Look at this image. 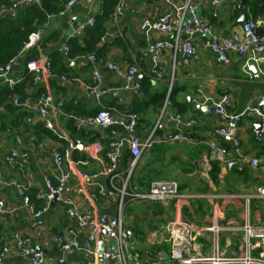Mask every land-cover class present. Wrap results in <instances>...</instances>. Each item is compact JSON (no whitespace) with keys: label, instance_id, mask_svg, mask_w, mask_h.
I'll return each mask as SVG.
<instances>
[{"label":"crops","instance_id":"crops-1","mask_svg":"<svg viewBox=\"0 0 264 264\" xmlns=\"http://www.w3.org/2000/svg\"><path fill=\"white\" fill-rule=\"evenodd\" d=\"M182 1L81 0L65 16L50 21L40 40L24 52L21 49L18 57L10 62L9 77L16 84L9 89L0 81V168L4 183L0 187V204L13 212L6 222L0 221V247L5 243L11 244L16 236L28 239L31 246L43 252L45 264H55L62 256L58 237L67 240L69 231L73 230L78 246H83L88 228L77 229L75 223L66 217L61 200L45 208L40 226L33 217V213L44 207L36 194L45 191V178L60 171L54 165L52 150L63 151L69 142L79 141L80 145L70 153L61 168V172L68 175L67 196L78 212L86 214L89 222L101 214L112 217L117 214L118 190L128 176L132 160L128 149L121 150L113 174L116 177L111 182V176L84 181L82 175L91 176L108 167L105 156L108 143L121 138L122 131L99 127L76 130L67 117L93 116L100 108L134 113L138 117L136 134L142 141L153 133L151 146L131 171L128 192H143L152 180H174L179 191L189 196L186 200L165 204L124 198L127 253H138L144 258L148 251L149 259L160 258L164 264H173L169 261L170 241L165 232V225L173 220L188 223L190 234L195 236L196 250L207 253L210 238L201 229L211 223L213 209L218 211L219 224L224 227L219 235V239L224 236L219 250L226 257L238 255L242 242V233H234L230 227L240 226L245 217L251 225L264 226V204L261 202L264 199L253 197L256 189L264 186V178L243 161V158L253 157L264 161V136L260 142L252 136V130L258 128L257 120L246 116L239 124L230 127L231 138L240 144V155L237 156L231 139L218 135L217 130L221 127L218 119L206 113L209 102L216 100L224 91L231 96L232 113L264 105V52L242 56L230 53L228 64H216L213 54L202 47L207 37L200 35L192 40L194 54L188 64L183 63L180 51L171 49L162 51L159 60L155 61V43H169L172 38L141 32L140 22L143 18L157 20ZM246 1H243L241 9L238 8V0H226L219 8L213 7L212 0H193V3L196 15L214 32L226 36L238 32L245 20L253 19ZM118 3L122 4V13L114 21L112 15ZM1 12L0 16H3ZM240 16L243 20H239ZM90 18L94 20V26L86 24ZM256 19L264 20V12ZM100 23L103 32L97 38L93 29ZM68 29L73 33L66 37ZM66 46L67 54L64 53ZM91 54L96 57L95 63L87 58ZM28 58L41 65L49 63L50 73L44 72L37 82L33 81L32 74L25 69ZM108 63L115 66L114 71L106 68ZM134 63L139 67L136 79L140 89L117 91L125 83L124 74L128 67ZM94 69L102 76L103 86L110 90L99 104L83 89V85L90 82ZM154 69L161 72V80L152 75ZM62 77L66 79L62 80ZM171 89L174 93L169 98ZM45 94L50 95L54 102H62L60 112L53 110L49 113L50 125L47 128L35 111L13 104L14 99L22 102ZM119 98L121 103H118ZM176 115L196 124L191 128L178 125L173 120ZM175 132L187 137V141H161L166 134ZM208 142L230 151L235 162L232 169L224 171L219 164L209 161ZM13 149L18 152L19 159L16 165L8 167L4 158ZM14 185L23 187L31 201V210L24 206ZM99 188L104 189L103 197L98 195ZM228 194L236 198L224 197ZM245 198H249L247 204ZM255 243L251 241L252 257H257L260 252ZM93 246L98 253L95 258H87L82 249L71 250L65 255V264H113L99 257V251L114 249L113 241L97 236ZM0 264L31 262L28 257L11 249Z\"/></svg>","mask_w":264,"mask_h":264},{"label":"built area","instance_id":"built-area-1","mask_svg":"<svg viewBox=\"0 0 264 264\" xmlns=\"http://www.w3.org/2000/svg\"><path fill=\"white\" fill-rule=\"evenodd\" d=\"M80 1L81 0H68L60 12L57 14H48L45 22L38 26L36 30L29 35L21 52H24L40 40L50 21L57 17L65 16L66 13ZM225 1L226 0H212V5L214 8H219ZM9 2L10 5L3 8L1 13L12 18L16 17L18 11L24 6H41V0H9ZM165 2L170 3V0H165ZM258 2H260V0H258ZM121 13L122 4L118 3L112 15L113 20L116 21ZM86 24L88 26H93L94 20L90 18ZM139 29L141 32L147 34L153 32L160 35L171 36L172 39L169 43H155L153 55L155 61L159 60L162 51L171 49L174 52L180 51L183 56V63L188 64L191 56L194 54L192 40L194 37L200 35L207 37L203 42L202 47L213 54L216 64H228L230 62V53L242 56L246 53L259 54L264 52L263 19H247L241 24L238 32L222 36L214 32L204 20L196 15V7L193 0H183L180 4L173 5L171 12L162 15L157 20L143 18L140 22ZM261 29L263 32H260ZM64 53H68L67 46L64 47ZM87 58L91 63L96 62V57L93 54L89 55ZM106 68L110 71L115 70V66L111 63L106 64ZM25 69L32 74L33 81L37 82L41 74L44 72L46 74L50 73L51 65L49 63L41 65L37 61L30 60L25 64ZM10 70V63L0 66V81L6 84L9 89H13L16 82L9 77ZM138 73V65L135 63L130 65L124 74L125 83L117 91L126 92L130 89L139 90L140 84L136 79ZM152 75L156 80L162 79V74L157 69L152 70ZM65 79V77H62V80ZM170 83L171 82H169V84ZM130 84H132V87H130ZM83 89L87 96L92 98L97 104H99L100 100L110 91L103 86L102 76L95 69L91 74L90 82L83 85ZM197 91L200 93L199 90ZM121 102L122 99L119 98L118 103ZM231 103L232 99L230 94L227 91H224L216 100H211L209 102V105L206 108V113L218 119L221 124V127L217 130L218 135L230 138L232 141L233 152L239 156L240 144L238 140L231 138L230 127L239 124L246 116L253 117L257 120L259 128H254L252 130V136L256 142H260L264 136V105L251 106L245 108L241 112L232 113L230 112ZM13 104L16 107L35 111L42 120L45 128L50 125V121L48 120L49 113L53 110L60 112L62 107L61 101L54 102L52 97L46 94L40 95L34 100L26 98L22 102L18 99H14ZM67 117L71 119L76 130L92 127H99L102 130L119 128L123 134L121 138L112 140L108 143L105 153L108 167L97 174H92L91 176L82 175L84 181L95 180L99 176H111V182L116 177V175L113 174L116 170L120 158V152L123 148L128 149L132 160L128 176L123 180L121 188L118 190L120 199L118 202L117 214L114 217L109 216L108 214H101L95 221L89 222L86 214L78 212L72 200L67 196L68 175L61 172V168L64 163L68 161L70 153L78 148L80 142L74 141L67 143V146L63 151L57 149L52 150L51 155L54 165L60 171L45 178V191H39L36 194V198L44 204L41 211L33 213L36 224L38 226L42 224L40 217L42 216L43 211L46 207L50 206L51 197L57 195L58 201L61 200V203L65 207L66 217L75 223L77 229L83 230L88 228L89 231L81 248L75 240V233L73 230L69 231L70 238L67 240L58 237L57 242L62 256L55 262V264H65V255L71 250L82 249L87 258H95L98 253L93 244L97 236L114 242L113 250H108L101 254V258L106 262L113 264H164L160 258H155L153 260L149 259L148 251L145 252L144 258H142V255L138 253H127L125 250L128 236L124 230V198L127 197L131 201L141 203L165 204L170 201H183L189 197L179 191L178 183L174 180H152L149 182L147 189L143 192L127 191L131 171L140 156L151 146L153 142V133H151L146 140L142 141L136 134L138 117L134 113L121 112L116 108H100L93 116L79 117L68 115ZM173 120L176 124L182 125L186 128H191L196 124L195 121H187L179 115H176ZM161 141L164 143L187 141V137L183 136L180 132H175L166 134ZM16 142H19L18 138H16ZM207 146L209 148V161L219 164L224 171L232 169L235 162L231 159L230 151L214 142H208ZM18 159L19 154L13 149L6 155L4 162L8 167H12L17 164ZM243 161L247 163L254 172H260L264 178V161L254 157L249 159L243 158ZM3 185L4 183L0 168V187ZM14 186L18 194L22 197L24 206L31 210V201L26 195L23 187L19 185ZM98 195L101 197L105 195L103 188H99ZM224 197L229 199L236 198L233 194H228ZM253 197L264 199V186L258 187ZM248 199L249 198H245L246 204L248 203ZM12 212V210H8L0 204V221L6 222ZM211 217V223L201 229V232L207 234L210 238V247L207 253H202L199 252V250H196L194 245L195 236L190 234L191 226L188 223L180 220H173L165 225V232L170 241L169 261L171 263L264 264V226L251 225L248 222V218L245 217L240 226L230 227L229 229L232 232L242 233V242L239 246L238 255L236 254L232 257H226L225 253L223 254L219 250V235L224 230V227L219 224L218 211L216 209L212 210ZM252 240L256 241L255 246L260 248L257 257L251 256ZM44 245H47V242H44ZM227 246H229V244H227ZM11 249L28 257L31 264H45L43 252L36 247L31 246L28 239L16 236L11 244H3L0 247V260H2Z\"/></svg>","mask_w":264,"mask_h":264},{"label":"trees","instance_id":"trees-1","mask_svg":"<svg viewBox=\"0 0 264 264\" xmlns=\"http://www.w3.org/2000/svg\"><path fill=\"white\" fill-rule=\"evenodd\" d=\"M68 0H41V6H25L18 11L19 14L12 18L8 15L0 16V66L9 64L18 57L24 43L36 28L42 25L48 14H57ZM253 19H256L264 12V0H247ZM10 5L9 0H0V12ZM94 26V25H93ZM93 31L97 38L102 35V24H97ZM91 35V34H90ZM30 58L25 60V64ZM174 91L171 89L169 98ZM165 92L162 95L164 98Z\"/></svg>","mask_w":264,"mask_h":264},{"label":"water","instance_id":"water-1","mask_svg":"<svg viewBox=\"0 0 264 264\" xmlns=\"http://www.w3.org/2000/svg\"><path fill=\"white\" fill-rule=\"evenodd\" d=\"M243 1L244 0H238V8L241 9L242 5H243ZM239 20H243V16H240ZM73 30L72 29H68L65 36L68 37L70 35H72ZM130 87H132V84H130ZM259 128V125H258ZM58 202V196L57 195H53L51 197V201H50V206H53L54 204H56ZM102 251H99V257H101Z\"/></svg>","mask_w":264,"mask_h":264},{"label":"rangeland","instance_id":"rangeland-1","mask_svg":"<svg viewBox=\"0 0 264 264\" xmlns=\"http://www.w3.org/2000/svg\"><path fill=\"white\" fill-rule=\"evenodd\" d=\"M264 204V201H261ZM223 240H224V236L222 235L219 239V247L222 248L223 246ZM252 256H254V254H251Z\"/></svg>","mask_w":264,"mask_h":264}]
</instances>
